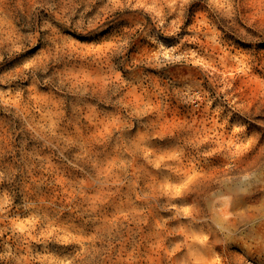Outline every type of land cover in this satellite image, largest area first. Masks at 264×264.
<instances>
[{"label": "rangeland", "instance_id": "374dc122", "mask_svg": "<svg viewBox=\"0 0 264 264\" xmlns=\"http://www.w3.org/2000/svg\"><path fill=\"white\" fill-rule=\"evenodd\" d=\"M0 264H264V0H0Z\"/></svg>", "mask_w": 264, "mask_h": 264}]
</instances>
